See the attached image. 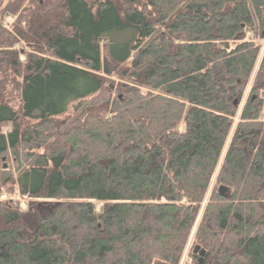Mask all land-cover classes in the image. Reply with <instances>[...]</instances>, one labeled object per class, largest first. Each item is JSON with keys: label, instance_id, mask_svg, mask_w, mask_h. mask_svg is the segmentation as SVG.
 Instances as JSON below:
<instances>
[{"label": "trees", "instance_id": "1", "mask_svg": "<svg viewBox=\"0 0 264 264\" xmlns=\"http://www.w3.org/2000/svg\"><path fill=\"white\" fill-rule=\"evenodd\" d=\"M263 42L264 0L5 1L0 264H264Z\"/></svg>", "mask_w": 264, "mask_h": 264}, {"label": "rangeland", "instance_id": "2", "mask_svg": "<svg viewBox=\"0 0 264 264\" xmlns=\"http://www.w3.org/2000/svg\"><path fill=\"white\" fill-rule=\"evenodd\" d=\"M7 0H3L1 3H0V6ZM13 22V18L6 15L3 22L1 23V26L4 27V26H9L11 23ZM128 33V32H127ZM249 36V35H247ZM128 37L126 36L125 32L123 34H119V33H112L111 35V41H124L125 39H127ZM102 42V55L103 57L106 56V50H105V41H101ZM263 48H264V42H263ZM20 61L23 62L24 61V56H20ZM255 73V71H254ZM253 73V74H254ZM9 104L10 106L13 108V109H16L18 106H19V100L17 98V96L13 97L10 99L9 101ZM10 130V126H6L5 128L2 129L3 132H8ZM5 168V166H4ZM210 191V189H209ZM0 200L2 201H7V200H11L15 203V205H17V207L25 212L26 210V200L24 198H22L21 196L18 195V193L16 191H11L10 193L8 192H3L0 194ZM101 207H102V204L100 203H94V208L97 212H99L101 210ZM190 248V242L187 244L186 246V249L184 251V254H183V257L181 259V262L180 264H188L189 261L187 260V253H188V250Z\"/></svg>", "mask_w": 264, "mask_h": 264}, {"label": "water", "instance_id": "3", "mask_svg": "<svg viewBox=\"0 0 264 264\" xmlns=\"http://www.w3.org/2000/svg\"><path fill=\"white\" fill-rule=\"evenodd\" d=\"M3 0H0V3ZM217 193L222 198H228L227 190L225 188L219 187L217 190ZM192 255L198 256V263L201 264L202 260L204 258V250L200 249L198 246L193 247L192 249Z\"/></svg>", "mask_w": 264, "mask_h": 264}]
</instances>
